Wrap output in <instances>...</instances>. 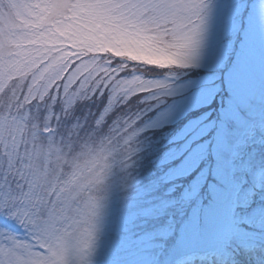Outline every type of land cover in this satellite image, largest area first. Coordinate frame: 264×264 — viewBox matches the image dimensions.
<instances>
[{
	"label": "clouds",
	"instance_id": "obj_1",
	"mask_svg": "<svg viewBox=\"0 0 264 264\" xmlns=\"http://www.w3.org/2000/svg\"><path fill=\"white\" fill-rule=\"evenodd\" d=\"M205 6L163 0L145 11L135 0H0V188L14 204L0 215L21 229H0L10 264H91L113 187L132 167L143 131L133 105L117 109L138 92L167 87L135 73L184 70ZM109 47L176 63L161 67ZM105 91L102 123L87 114L74 119L77 103L98 102Z\"/></svg>",
	"mask_w": 264,
	"mask_h": 264
},
{
	"label": "rangeland",
	"instance_id": "obj_2",
	"mask_svg": "<svg viewBox=\"0 0 264 264\" xmlns=\"http://www.w3.org/2000/svg\"><path fill=\"white\" fill-rule=\"evenodd\" d=\"M205 4L184 70L135 73L167 87L117 109L133 105L143 131L135 166L113 187L91 264H264V0ZM108 102L105 91L77 103L74 119L96 120ZM143 211L139 227L131 217Z\"/></svg>",
	"mask_w": 264,
	"mask_h": 264
},
{
	"label": "snow or ice",
	"instance_id": "obj_3",
	"mask_svg": "<svg viewBox=\"0 0 264 264\" xmlns=\"http://www.w3.org/2000/svg\"><path fill=\"white\" fill-rule=\"evenodd\" d=\"M135 5L145 11L159 10L163 6V0H135ZM103 119L104 116H101L97 120L102 123ZM6 204L11 205V207H5ZM0 208H3L6 213L14 210L13 197L10 190L6 192L0 188ZM0 220H3L5 224L12 222L11 216L6 218L5 215H0ZM0 264H10V253L3 248H0Z\"/></svg>",
	"mask_w": 264,
	"mask_h": 264
},
{
	"label": "trees",
	"instance_id": "obj_4",
	"mask_svg": "<svg viewBox=\"0 0 264 264\" xmlns=\"http://www.w3.org/2000/svg\"><path fill=\"white\" fill-rule=\"evenodd\" d=\"M94 113H95V112H94ZM94 113H93V114H94Z\"/></svg>",
	"mask_w": 264,
	"mask_h": 264
}]
</instances>
